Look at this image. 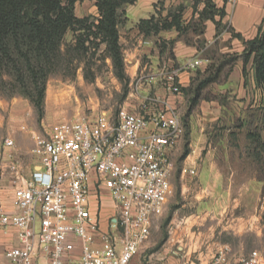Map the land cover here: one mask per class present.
I'll list each match as a JSON object with an SVG mask.
<instances>
[{
  "label": "rangeland",
  "instance_id": "1",
  "mask_svg": "<svg viewBox=\"0 0 264 264\" xmlns=\"http://www.w3.org/2000/svg\"><path fill=\"white\" fill-rule=\"evenodd\" d=\"M93 11L96 8L92 1L74 5V14L78 18L84 14L92 16L90 12ZM202 38L201 42L206 43L205 55L210 56L215 66L229 57L227 55L238 54L232 51V41L225 37L214 36L211 44L204 36ZM71 40L72 33H69L65 41ZM198 53L204 58L202 52ZM239 63L242 62L237 60L222 68L218 82L203 90L198 105L187 117L192 94L181 91L186 105L177 111L184 133L180 139L182 150L174 157L173 164L181 169L183 153L190 152L193 124L198 130L192 140L206 137L201 158L209 151L216 173L205 169L201 179L194 180L195 187L190 191L175 184L163 215L156 219L148 240L130 264H203L220 254L221 260L228 262V258H239L252 251H258L260 264H264V172L253 162L248 139V134L254 133L264 139V120H257L261 94L251 84L250 71L246 81L242 78L243 89L237 86L239 79L234 75ZM125 65L124 61L125 78L122 80L115 75L109 58L96 60L90 68H85L81 62L75 70H62L49 76L39 110L22 96L7 98L0 94V143L6 138L14 140L17 133L25 134L33 141L31 155L38 161L33 153L35 139L45 137L53 124L82 117L93 120L104 111L113 114L120 109L130 111L124 108L125 101L137 94L129 87ZM86 74L92 81L85 79ZM230 77L233 81L230 88L218 87ZM217 105L220 106L218 119L204 127L203 112L211 117L217 113ZM207 106L208 110L204 111ZM28 150L24 143L14 142L5 155L9 167L15 163L14 151L28 159ZM35 161L29 162L30 168Z\"/></svg>",
  "mask_w": 264,
  "mask_h": 264
},
{
  "label": "built area",
  "instance_id": "2",
  "mask_svg": "<svg viewBox=\"0 0 264 264\" xmlns=\"http://www.w3.org/2000/svg\"><path fill=\"white\" fill-rule=\"evenodd\" d=\"M202 62L193 60L190 67ZM174 73L162 80L171 94H180ZM183 133L179 112L166 106L152 112L104 111L93 120L53 124L45 137L35 139L37 168L29 176L18 171L13 180L15 211H5L0 202V228L4 234L13 229L19 243L5 250L8 263L130 264L165 211L172 193L169 151ZM13 145L8 138L0 143V160L2 148ZM101 188L114 212L105 230L89 206ZM222 257L203 264H229ZM260 263L258 251L237 262Z\"/></svg>",
  "mask_w": 264,
  "mask_h": 264
},
{
  "label": "trees",
  "instance_id": "3",
  "mask_svg": "<svg viewBox=\"0 0 264 264\" xmlns=\"http://www.w3.org/2000/svg\"><path fill=\"white\" fill-rule=\"evenodd\" d=\"M83 1L94 2L97 16H75L74 5ZM135 1L0 0V94L7 98L22 96L39 110L49 76L62 70H75L81 62L85 68H90L96 60L104 61L105 58L111 60L115 75L124 79V57L118 34L123 14L120 11ZM191 8L193 14L186 20L183 18L185 6L181 4L168 10L164 18L152 16L138 23V29L146 35L174 28L176 41L204 54V58H200L208 62L207 68L203 73L196 72L190 85L181 88L192 94L185 116L198 105L203 90L218 82L222 68L240 60L245 81L247 65L251 61L254 85L261 94L257 120H264V19L256 35L245 39L223 22L225 11L217 7L214 0H192ZM207 21L215 25L216 36L223 30L231 39H237L243 47L242 52L227 55L229 57L218 65H213L210 56L204 52L206 43L201 42ZM69 33H72V40L66 43ZM85 79L92 81L87 74ZM248 139L253 162L264 172V139L259 133L248 134ZM188 153L184 152L182 156L185 158Z\"/></svg>",
  "mask_w": 264,
  "mask_h": 264
},
{
  "label": "crops",
  "instance_id": "4",
  "mask_svg": "<svg viewBox=\"0 0 264 264\" xmlns=\"http://www.w3.org/2000/svg\"><path fill=\"white\" fill-rule=\"evenodd\" d=\"M214 2L217 7L224 9L226 16L223 22H226L235 33L240 34L245 39H251L256 35L257 29L264 19V0H214ZM181 4L185 6L183 18L185 20L189 19L193 14L191 8L192 0H136L132 5H126L122 9V22L118 27L119 44L122 47L126 64L125 72L130 80L129 87L137 94L132 95L131 100L125 101L124 108L130 110V112H152L164 106L176 110L177 108L182 109L186 105V100L182 94H171L166 89L162 80L163 75L174 71L180 87L184 88L189 86L191 79L196 76L198 70L200 73H203L206 69L207 61L203 59L201 66L195 69L190 67L191 61L201 59L200 55L196 48L187 46L182 41H176L177 32L174 28L147 35L138 29V23L141 20H147L152 16L164 18L168 10ZM91 14L92 16H97V11L90 12ZM83 16L88 17V14H84ZM83 16H80V18H83ZM203 36L211 44L213 37L216 36L213 22H206ZM220 37H225L226 40L232 41L233 52H242L243 47L241 43L237 39H231L229 33L222 31ZM172 41L174 42L171 44ZM237 68L238 70L234 78L239 79L237 86L243 89L242 63H239ZM249 71L251 84L255 87L251 61L247 65V72ZM138 76L144 78L141 84L136 83ZM232 82L230 77V79L218 87H222L224 90L228 89L233 85ZM208 108L209 106L204 107L203 110L206 111ZM217 109V113L211 115V117H209L208 113L203 112L205 114L203 118L204 127L210 121L218 119L220 106ZM197 130L192 124V139L196 138ZM199 132H202V128L199 129ZM192 139H190L189 145L191 150L184 158L181 169H177L173 164V169L169 176L172 191L176 183L180 185L182 190L190 191L194 189L196 184L194 180L198 178L199 181L205 169H208L211 173H216L214 170L216 166L212 161L213 155L208 151L201 158V151L206 143V137L203 135L202 139L199 138V140L195 141ZM14 142L16 144L24 143L28 146L29 155L27 159V157H22L14 151L12 153L14 156L13 162L17 166L13 165L9 167L7 156H5L9 148H2V158L0 160V202L7 212L15 211L11 202L13 200V180L17 177V172L19 171L23 175L29 176L32 170H35L38 166V161H35L31 155L33 148L32 139L25 134L17 133V136L13 140ZM181 150L182 144L181 141H178L175 147L169 151V158L172 163H174V157ZM33 161H35V164L30 168L29 162L32 163ZM191 170H195L196 174L190 175L189 172ZM200 171L202 172L200 173ZM89 206L92 213L99 214L101 229L105 230L107 227V221L105 223V220L114 215L107 191L101 188L98 193L93 192L89 200ZM18 244L17 235L13 229L9 233L4 234L0 228V264H9L5 258V250L18 246ZM239 258H228V263L237 264Z\"/></svg>",
  "mask_w": 264,
  "mask_h": 264
}]
</instances>
